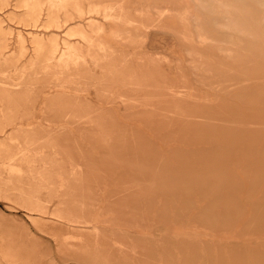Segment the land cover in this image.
<instances>
[{"label":"rangeland","instance_id":"rangeland-1","mask_svg":"<svg viewBox=\"0 0 264 264\" xmlns=\"http://www.w3.org/2000/svg\"><path fill=\"white\" fill-rule=\"evenodd\" d=\"M0 264H264V0H0Z\"/></svg>","mask_w":264,"mask_h":264},{"label":"bare ground","instance_id":"bare-ground-1","mask_svg":"<svg viewBox=\"0 0 264 264\" xmlns=\"http://www.w3.org/2000/svg\"><path fill=\"white\" fill-rule=\"evenodd\" d=\"M52 1V0H51ZM207 1V0H206ZM53 4V3H52ZM228 22V21H227ZM202 33V32H201ZM65 55V54H64Z\"/></svg>","mask_w":264,"mask_h":264}]
</instances>
